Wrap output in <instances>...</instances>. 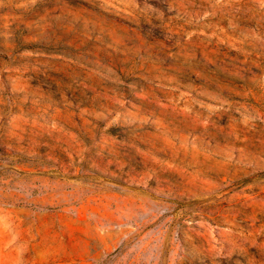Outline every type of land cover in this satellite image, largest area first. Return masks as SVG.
<instances>
[{
	"label": "rangeland",
	"instance_id": "374dc122",
	"mask_svg": "<svg viewBox=\"0 0 264 264\" xmlns=\"http://www.w3.org/2000/svg\"><path fill=\"white\" fill-rule=\"evenodd\" d=\"M0 264H264V0H0Z\"/></svg>",
	"mask_w": 264,
	"mask_h": 264
}]
</instances>
